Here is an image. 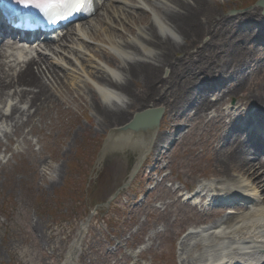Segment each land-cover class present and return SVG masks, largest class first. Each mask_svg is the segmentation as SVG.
<instances>
[{"label":"bare ground","instance_id":"1","mask_svg":"<svg viewBox=\"0 0 264 264\" xmlns=\"http://www.w3.org/2000/svg\"><path fill=\"white\" fill-rule=\"evenodd\" d=\"M105 1L109 2L106 13L97 24L94 19L99 13L85 26L71 25V33L67 30L69 36L58 45L47 41L39 49L25 52L3 44L0 136L4 134L12 141L14 135H24V129L35 119L39 121L59 108L60 96L77 93L76 102L84 96L80 93L83 88L87 96L91 95L98 125L111 127L115 135L111 150H118L114 153H123L124 157L136 155L131 174L142 163L148 143H152L151 153L161 143H169L180 118L217 122L224 129L231 126L239 133L232 141L221 145L226 136L221 131L207 143L206 156L213 164L208 176L213 179L199 184L195 196L200 199V209L195 210L197 205L193 208L199 214H208L205 203L233 198L231 203L239 205L240 211L219 217V209L203 218L209 223L191 230L181 242V264H264V159L252 155V148L264 152V137L254 130H260L262 124L264 131V79L251 83L255 74L250 70L252 62L264 68V58H251L257 55L252 54L251 40L264 33V18L260 15L263 7L228 17L223 15L221 0ZM102 20L106 27L100 25ZM89 40L99 44L93 46ZM7 48L18 54H8ZM31 53L35 56L29 57ZM99 53L105 61L99 62ZM165 69L167 76L163 78ZM216 77L218 85L210 89L205 82ZM230 77L234 81L227 86L225 81ZM197 84L201 87L196 88ZM57 93L59 97L54 98ZM232 97L249 109L233 112L223 108L226 99ZM144 105L141 110L163 106L174 125L163 134L141 133L145 147L129 146L122 135L130 136L132 132L121 133L115 126L129 122L131 111ZM211 110L217 114L210 116ZM242 122H246L244 129H240ZM239 130L251 133L249 144ZM23 141L31 146L26 136ZM43 167L49 169L48 164ZM183 190L173 189L177 201ZM86 231L84 223L79 239Z\"/></svg>","mask_w":264,"mask_h":264},{"label":"rangeland","instance_id":"2","mask_svg":"<svg viewBox=\"0 0 264 264\" xmlns=\"http://www.w3.org/2000/svg\"><path fill=\"white\" fill-rule=\"evenodd\" d=\"M221 1L223 15L228 17L260 8L259 0ZM104 10L105 7L94 19L96 24L105 15ZM260 15L264 18L262 11ZM100 25L106 27L105 21ZM120 27L115 28L121 30ZM89 41L93 46L99 44ZM251 41L252 54L257 53L251 58L262 60L264 33ZM99 55V62L105 61ZM246 60L252 62L250 58ZM251 69L255 74L251 83L264 79V68L252 62ZM165 71L163 78L167 76ZM66 78L71 82L69 75ZM232 80L230 77L225 83ZM214 81L217 82V77ZM132 87L135 89L136 85ZM69 88H72L70 84ZM87 92L83 88L80 93L84 96L76 102L77 93L60 97L57 93L54 98L59 97V108L39 121L35 119L33 125L24 129V135H12V141L1 135L0 264H65L67 261L68 264H181L183 239L189 231L209 223L203 221L209 213L199 214L195 211L200 209L199 205L194 210L185 203L186 190L196 192L199 184L213 179L208 176L213 164L206 156L212 136L223 131L226 136L222 145L232 141L235 130L219 128L217 122L180 118L169 143H161L154 153L150 151L152 143L147 144L145 152L148 149L149 152L129 185L124 187L136 155L124 157L123 153H114L118 150H111L115 135L111 127L98 125ZM239 104L238 99L227 98L223 108L233 112L249 109ZM143 107L146 105L133 109L129 118ZM158 108L163 109V116L157 133H167L174 121L169 114L165 115L163 106ZM216 114L213 110L209 112L210 116ZM121 125L115 127L119 129ZM131 134L122 135L127 145L146 146L145 137ZM24 136L30 147L24 143ZM45 164L49 169L43 167ZM184 185L187 187L184 196L177 201L172 191ZM118 190L117 197L104 206ZM207 208L209 212L214 209L213 205ZM231 208L238 211V206ZM87 219V231L79 239L81 225Z\"/></svg>","mask_w":264,"mask_h":264},{"label":"water","instance_id":"3","mask_svg":"<svg viewBox=\"0 0 264 264\" xmlns=\"http://www.w3.org/2000/svg\"><path fill=\"white\" fill-rule=\"evenodd\" d=\"M257 4L264 8V0H259ZM162 113L163 110L161 108L144 109L137 112L132 120L119 128V130L124 132L131 131L134 132V134H146V131H150V133L155 134L158 130Z\"/></svg>","mask_w":264,"mask_h":264}]
</instances>
